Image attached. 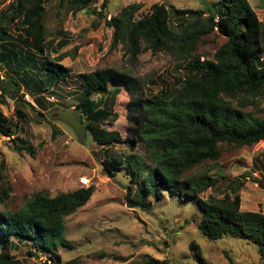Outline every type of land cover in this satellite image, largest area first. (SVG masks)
<instances>
[{
	"label": "trees",
	"instance_id": "trees-1",
	"mask_svg": "<svg viewBox=\"0 0 264 264\" xmlns=\"http://www.w3.org/2000/svg\"><path fill=\"white\" fill-rule=\"evenodd\" d=\"M203 1L207 13L154 5L151 14L137 22L133 19L141 7L138 5H130L110 19L103 12L99 13L104 25L113 30L112 46L123 45L133 64L143 52L150 51L153 55L172 52L175 61L185 65L186 78L177 81V86L170 90L145 98L141 81L130 73L101 69L78 74L75 78L80 84L82 100L74 110L99 146L130 144L135 149L137 144H144L155 167L138 170L131 167V181L137 183V188L135 191L133 186L127 188L128 207L146 211L150 197L161 201L166 193L178 195L181 200L194 202L201 210L197 226L203 236L211 241L228 236L250 241L259 248L264 261V214L242 212L237 192L234 198L229 194L220 199L215 195L206 200L202 198L207 190L215 187L216 179L198 169L219 159L220 145L243 148L264 141V120L243 111L258 107L260 99H264V60L257 56L262 50L263 23L248 0ZM107 2L104 0L102 9ZM96 3L97 0H59V4L72 14ZM45 13L44 0H17L0 14V44L14 40L7 25L17 23L21 33L16 41L35 54H45L42 70L46 82L35 80L27 66L23 71L26 78L23 83L28 85L33 81L31 90L35 92L46 91L48 81L58 85L72 76L71 70L60 64L67 55L51 58L48 54L58 35H48ZM213 34L226 41L213 60H202L197 54L198 44ZM61 42L59 48L63 46ZM1 51L0 73L16 57L14 52L6 55V51ZM1 79L0 76V106L7 103L8 95H16L17 106L29 105L36 111L20 96L22 87L18 81L11 77L13 90H9ZM123 89L131 95L126 110V138L103 126L119 118L114 110ZM18 115L23 116L21 111ZM18 127L15 121L5 118L0 109V136L12 139L16 150L33 153L32 147L16 144ZM106 157L103 168L113 176L124 157L122 154ZM4 165L0 163V206L7 202L10 192L2 186ZM194 169L202 172L192 173ZM258 183L264 188L261 180ZM94 193L93 186L61 193L54 198L41 192L18 212L0 210V264H25L12 255V250L17 248L14 237L19 241L31 240L35 251L64 245L66 242L60 239L66 229V219L86 206ZM32 255L30 252L29 256Z\"/></svg>",
	"mask_w": 264,
	"mask_h": 264
},
{
	"label": "rangeland",
	"instance_id": "rangeland-1",
	"mask_svg": "<svg viewBox=\"0 0 264 264\" xmlns=\"http://www.w3.org/2000/svg\"><path fill=\"white\" fill-rule=\"evenodd\" d=\"M16 1L0 0V14ZM216 1L207 0V3ZM248 1L263 23L262 50L257 56L264 60V0ZM103 2L97 0L86 10L72 14L59 0H44L48 35H58L48 54L51 58L67 55L60 64L72 72L71 78L61 84L48 81L44 92L31 90L33 81L28 83L29 88L22 81L26 79L23 77L25 66L40 83L47 78L42 70L45 54H35L16 41L21 26L7 25L14 40L0 44L1 52L16 55L0 73L4 86L13 90L11 77L14 78L22 87L20 96L28 102L25 96L29 95L36 105V111L29 105L17 106L16 95H8L7 103L0 106L4 117L19 125L16 144L34 149L33 153L20 152L12 139L0 136V163L5 164L2 186L10 189L9 198L0 210L18 212L41 192L54 198L61 193L95 187L88 204L66 219V229L60 239L66 242L64 245L35 251L31 240L19 241L14 237L17 248L12 250V255L25 264H48V261L52 264H264L259 248L250 241L231 236L211 241L203 236L197 226L201 210L194 202L181 200L178 195L166 193L161 201L150 197L146 211L128 207L127 188L133 186L134 191L137 188V183L131 181L132 168L155 167L144 144H137L135 149L130 144L99 146L74 110L82 100L80 84L75 78L78 74L101 69L130 73L141 81L145 98L170 90L177 86V81L186 78L185 65L177 63L172 52L158 55L143 52L133 64L123 45L112 46L113 30L104 25L99 13L110 19L128 6L138 5L141 7L133 19L137 22L148 17L154 5L207 13L206 3L203 0H108L102 9ZM60 41L64 42L62 48H59ZM225 41L220 35H209L198 44L197 54L202 60H213ZM130 100L131 95L123 89L114 110L119 118L103 125L120 132L124 138L128 135L126 110ZM19 111L23 116L18 115ZM243 111L264 120V99H260L258 107ZM219 149L221 155L215 163L210 161L198 168L216 179L215 187L207 190L202 198L206 200L215 195L220 199L225 194L234 198L237 192L242 212L264 214V188L258 183L261 180L264 184V141L243 148L220 145ZM112 154H122L124 158L110 176L103 162ZM198 169L192 173L202 172Z\"/></svg>",
	"mask_w": 264,
	"mask_h": 264
},
{
	"label": "built area",
	"instance_id": "built-area-1",
	"mask_svg": "<svg viewBox=\"0 0 264 264\" xmlns=\"http://www.w3.org/2000/svg\"><path fill=\"white\" fill-rule=\"evenodd\" d=\"M25 99L27 101H29L30 103H33L32 100L30 99V97L28 95L25 96ZM48 264H52L51 261H48Z\"/></svg>",
	"mask_w": 264,
	"mask_h": 264
},
{
	"label": "clouds",
	"instance_id": "clouds-1",
	"mask_svg": "<svg viewBox=\"0 0 264 264\" xmlns=\"http://www.w3.org/2000/svg\"><path fill=\"white\" fill-rule=\"evenodd\" d=\"M28 102H29V101H28ZM32 102H33V103H30V102H29V103H30V104H32L34 107H36V105H35L34 101H32Z\"/></svg>",
	"mask_w": 264,
	"mask_h": 264
},
{
	"label": "crops",
	"instance_id": "crops-1",
	"mask_svg": "<svg viewBox=\"0 0 264 264\" xmlns=\"http://www.w3.org/2000/svg\"><path fill=\"white\" fill-rule=\"evenodd\" d=\"M29 96V95H28ZM30 97V96H29Z\"/></svg>",
	"mask_w": 264,
	"mask_h": 264
},
{
	"label": "bare ground",
	"instance_id": "bare-ground-1",
	"mask_svg": "<svg viewBox=\"0 0 264 264\" xmlns=\"http://www.w3.org/2000/svg\"><path fill=\"white\" fill-rule=\"evenodd\" d=\"M86 181V180H85Z\"/></svg>",
	"mask_w": 264,
	"mask_h": 264
}]
</instances>
